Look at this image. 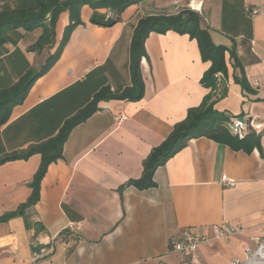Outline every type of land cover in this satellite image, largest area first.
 Instances as JSON below:
<instances>
[{
  "label": "crops",
  "instance_id": "obj_1",
  "mask_svg": "<svg viewBox=\"0 0 264 264\" xmlns=\"http://www.w3.org/2000/svg\"><path fill=\"white\" fill-rule=\"evenodd\" d=\"M35 1L0 0V10ZM175 1L185 5L190 0H144L129 6L111 26L91 22L93 9L84 5L82 23L71 31L58 60L0 125V159L54 136L101 87L121 91L130 85V44L139 19L174 10ZM195 1L214 43L235 46L247 79L244 87L236 80L241 67L226 52L228 69L220 78L227 95L215 102V109L264 123V87L255 85L264 78V15L246 13L247 6H264V0ZM68 24L69 12L64 11L51 52ZM41 32H6L0 45V90L43 63L45 55L30 50ZM145 46L143 98L100 102L72 129L63 158L51 163L42 179L39 201L26 216L0 222V264H182L169 241L185 228L210 239L197 248L198 264H228L254 245L264 224V133L251 152L207 137L191 139L156 169L154 187H122L141 177L153 148L209 92L201 78L211 63L203 61L196 39L174 30L152 32ZM40 164L37 154L0 165V216L29 199ZM223 175L236 185L223 186ZM26 217L33 225L27 226ZM77 221L84 222L81 231L63 233ZM213 225L236 231L228 239H215ZM42 247L46 254L33 259Z\"/></svg>",
  "mask_w": 264,
  "mask_h": 264
},
{
  "label": "trees",
  "instance_id": "obj_2",
  "mask_svg": "<svg viewBox=\"0 0 264 264\" xmlns=\"http://www.w3.org/2000/svg\"><path fill=\"white\" fill-rule=\"evenodd\" d=\"M144 0H36L32 6L0 10V45L6 40L9 30L23 28L27 32L41 29L37 40L30 50L44 54L45 59L38 68H29L13 84L0 90V125L5 123L12 109L21 104L33 83L44 75L58 60L66 46L73 28L82 23L81 8L89 5L93 9L91 22L103 26H111L121 19L122 13L134 4ZM106 9L107 13L100 10ZM69 12V24L56 49L51 52L55 40V27L59 15ZM169 30L188 34L196 39L203 61L210 62V67L201 78V84L209 89L201 104L189 109L186 118L174 126L171 134L158 146L153 148L143 162V173L139 178H132L125 186H135L138 189L154 187L156 169L164 165L169 158L183 149L191 139L207 137L218 143L231 146L235 150L251 152L260 143L262 133L249 130L244 137L233 134L229 123L234 116L215 109V102L227 95V87L221 83V75L227 73L226 52L230 53L234 66L241 67V75L236 80L246 86L247 79L241 65L235 46L231 48L214 43L210 29L201 24V14L189 7H177L172 11L162 10L141 17L134 29L130 44L129 70L131 84L121 91H113L110 86L101 87L93 98L84 106L69 116L58 132L39 143L31 144L24 151L14 153L0 159V165L9 160L28 159L33 155L41 156V164L34 175L30 186L29 199L21 204L16 211L0 216V222L8 221L14 216H26V210L35 205L41 195V182L49 165L63 158L64 145L72 129L85 121L99 109V103L110 100L138 101L143 98L145 81L142 74V59L147 56L146 39L152 32L165 33ZM121 187V189H122ZM27 226L33 225L26 217ZM40 229L39 222L34 223Z\"/></svg>",
  "mask_w": 264,
  "mask_h": 264
},
{
  "label": "built area",
  "instance_id": "obj_3",
  "mask_svg": "<svg viewBox=\"0 0 264 264\" xmlns=\"http://www.w3.org/2000/svg\"><path fill=\"white\" fill-rule=\"evenodd\" d=\"M176 7H189L200 14L201 7L198 6L195 0H190L187 4L182 5L179 1H175ZM246 13L252 17L264 15V6H247ZM257 87H264V78L255 82ZM231 132L239 137H244L249 130H254L256 133H264V123H257L253 119L245 117H234L229 123ZM223 186L234 187L236 181L223 175L221 178ZM84 227L83 221L69 222L63 233H75L81 231ZM213 234L215 239H228L232 233L236 231L235 228L223 229L219 225H213ZM208 236L192 229L185 228L182 231L171 236L169 241V248L178 253L182 258V264H198L199 256L197 255V248L200 244L209 242ZM254 245L246 246L241 256L233 257L228 264H264V224L260 235L253 238ZM47 249L45 247L35 250L33 252V259H37L45 255Z\"/></svg>",
  "mask_w": 264,
  "mask_h": 264
},
{
  "label": "rangeland",
  "instance_id": "obj_4",
  "mask_svg": "<svg viewBox=\"0 0 264 264\" xmlns=\"http://www.w3.org/2000/svg\"><path fill=\"white\" fill-rule=\"evenodd\" d=\"M227 1H230V0H226V2H227Z\"/></svg>",
  "mask_w": 264,
  "mask_h": 264
}]
</instances>
